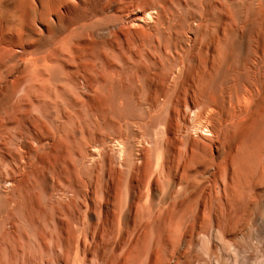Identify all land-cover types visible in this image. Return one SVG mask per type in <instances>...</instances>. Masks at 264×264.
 I'll return each mask as SVG.
<instances>
[{
	"label": "rangeland",
	"instance_id": "1",
	"mask_svg": "<svg viewBox=\"0 0 264 264\" xmlns=\"http://www.w3.org/2000/svg\"><path fill=\"white\" fill-rule=\"evenodd\" d=\"M119 1L87 5L100 17L117 7L132 15L160 0ZM41 3L60 31L45 46ZM78 5L36 1L34 13L0 0V264H264V194L249 193L264 175V0H171L165 14L137 25L96 22L75 46L62 23ZM201 16L218 20L219 79L212 99L197 96L211 134L189 131L204 143L191 150L190 98L170 102L147 86L177 75L179 47ZM61 49L106 60L95 69L115 72L112 96L84 93L98 86L93 67L90 81L73 76V95L60 88V74L77 63L41 57ZM52 155L60 157L54 174ZM249 194L248 203H228Z\"/></svg>",
	"mask_w": 264,
	"mask_h": 264
},
{
	"label": "bare ground",
	"instance_id": "2",
	"mask_svg": "<svg viewBox=\"0 0 264 264\" xmlns=\"http://www.w3.org/2000/svg\"><path fill=\"white\" fill-rule=\"evenodd\" d=\"M12 2H18V3H27L29 6V9L36 13L34 2H45L46 0H9ZM50 1H56L59 4L69 3V0H50ZM79 4L78 6L73 7V14L68 19L66 23H62V26L65 29H68L69 31V38L66 40L69 41V45H75L77 46L80 42H85L86 40H90L91 36H93V33H90L89 30L93 31V28L90 26L96 22H99L103 19H110V20H122L123 18H130L132 21L131 24L137 25V21H148L152 20L153 17H159L162 13L165 14L167 3L171 4V0H160L158 1V7H153L145 10L144 12H138L134 13L132 15H123V10L117 7L116 10H112L110 14L103 13L102 17L99 16V14L95 11H91L88 8V0H78ZM121 4V1L117 0V6ZM73 6V5H71ZM40 8L42 9L38 13L40 14V19L46 20V9L48 8L47 5L41 3ZM102 12V11H101ZM110 12V11H108ZM168 12V11H167ZM200 13V11H199ZM212 13H214V10H212ZM205 14V13H204ZM206 15V14H205ZM209 15V13H208ZM200 22L196 25L195 30L193 31V37L191 39V43L188 47H179L181 49V56H179V64L177 66V75L171 76L169 78L168 74V82L162 83L161 87L158 88L156 85H153V80L150 82V87L147 86V92L150 93H160L161 96L165 98V100H171L174 97H178L180 95L184 96L182 99H184L186 96L190 98L192 108L189 107V103L184 100L186 106L188 108H191L192 115H191V122L190 127H186V140L185 144L189 146L192 149H199L204 147V143L200 142L199 140L192 138L189 134V131L192 132L196 136H203V135H209L211 134L209 130L207 129V126L204 124V122L201 121V114H202V107L198 106V98L197 96H205L207 99H212L215 96L216 93V85L218 83L219 79V69H218V45H219V33L218 29L219 24L218 20L215 17L209 18V21L206 24L203 23L204 18L200 17ZM49 20V19H47ZM46 20V25H47ZM205 24V25H204ZM50 34L48 36H45L40 40L41 46H45L44 43L52 42L56 43L58 40V33L59 30H56V24L50 22ZM47 25V26H48ZM143 25V24H142ZM139 32L146 33V29L144 26H137ZM31 31H33L32 28H29ZM117 32L119 33H129V29L125 30L120 23L116 27ZM225 35V32L223 33ZM226 36V35H225ZM66 43L65 46H62L63 48H69L68 42L64 41ZM62 48V49H63ZM178 48V49H179ZM60 51L59 57L58 55L56 57H53L50 54H42L41 59L45 62L48 61H55V62H66V61H73L76 62V69L73 71L72 75L67 74H60L59 77V86L60 88H64L68 91L69 95H73L76 90L73 88L72 80L73 76L76 80L77 78L81 77L82 79H86L87 81H90L89 79V73L90 69L93 67L95 76H92L93 79L96 80V83L98 86L96 87L93 84H89L84 88V93L89 94H105L108 96H112V93L114 92V87L111 85L112 80L110 77H115V72H107L102 70H97L95 67L97 64L102 63L106 60L102 58H90L88 55L85 57L81 56V58H74L71 56L69 58V55L65 54L64 52L66 49ZM192 52V53H191ZM226 55V53H225ZM190 56L193 57L190 60ZM74 58V59H73ZM130 59V60H129ZM126 61V62H125ZM124 63L127 65L131 64L133 62V66H136V61L134 59H131L128 57L127 59L123 60ZM136 65H135V64ZM138 63V62H137ZM59 65V64H57ZM139 66V65H138ZM120 73L122 71H119ZM61 73V72H60ZM148 74V80L150 74ZM66 78L68 79L66 81ZM166 78V79H167ZM205 79H207V82H205ZM119 83H122V78L119 79ZM67 84V85H66ZM219 85V84H218ZM127 88H129V84L127 85ZM151 88V90H150ZM77 94V93H76ZM216 99V98H215ZM196 106V107H195ZM209 116V115H208ZM32 124V122H31ZM207 133V134H205ZM157 142V141H155ZM154 146V145H153ZM117 157L121 159L122 155V146L119 143L117 145ZM264 186V175L259 176L258 180L256 181L255 187L250 189V194L261 195L264 194V190H260V187ZM258 189V190H257ZM173 194H175L176 190H171ZM250 194L247 198L244 196L238 197L239 200H236L235 202H228L230 204H243L248 203L249 201H252L250 199ZM253 195V196H254ZM172 196V195H171ZM181 199H171L169 201L170 204L175 205L176 203H180ZM196 202V198H190L188 200L189 204H193ZM184 203V202H183ZM234 219H238L239 217H236L235 215L232 216ZM230 218V215H229Z\"/></svg>",
	"mask_w": 264,
	"mask_h": 264
},
{
	"label": "crops",
	"instance_id": "3",
	"mask_svg": "<svg viewBox=\"0 0 264 264\" xmlns=\"http://www.w3.org/2000/svg\"><path fill=\"white\" fill-rule=\"evenodd\" d=\"M46 154L50 155V153H46ZM59 160H60V157L55 156V155H52L51 159L48 160V164L50 165L49 172L51 174H54V171H55L54 166L59 162ZM60 172L61 171H58L57 173H60ZM51 207L53 208V206H51ZM103 257L105 258L107 256L104 255Z\"/></svg>",
	"mask_w": 264,
	"mask_h": 264
}]
</instances>
